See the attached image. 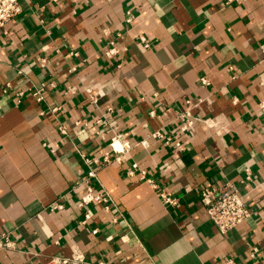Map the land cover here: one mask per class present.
Returning a JSON list of instances; mask_svg holds the SVG:
<instances>
[{"label":"crops","instance_id":"crops-1","mask_svg":"<svg viewBox=\"0 0 264 264\" xmlns=\"http://www.w3.org/2000/svg\"><path fill=\"white\" fill-rule=\"evenodd\" d=\"M19 1L21 14L0 29V242L15 244H0V264H45L70 255L75 243L86 264H264V0ZM128 8L136 15L130 25ZM113 38L120 52L109 58ZM42 56L51 58L46 68ZM49 80L57 87L46 102L29 93L17 102L14 89ZM69 85L78 93L65 94ZM188 100L192 117L182 115ZM50 105L61 106L57 115ZM157 130L164 136L153 137ZM115 136L130 144L121 161L110 145ZM108 152L92 182L113 207L92 203L83 224L85 157L103 162ZM133 162L178 204H165L139 171L129 176ZM225 181L241 183L252 212L227 234L198 191ZM62 197L64 209L50 210Z\"/></svg>","mask_w":264,"mask_h":264},{"label":"built area","instance_id":"built-area-1","mask_svg":"<svg viewBox=\"0 0 264 264\" xmlns=\"http://www.w3.org/2000/svg\"><path fill=\"white\" fill-rule=\"evenodd\" d=\"M231 1V0H228ZM23 11V7L19 0H0V29H3L6 24L16 19L21 12ZM135 13L131 8L126 10L125 22L130 25L135 20ZM107 33V32H106ZM139 40L147 49L152 48L153 43L149 40L146 34H140ZM261 48L264 52V44L261 45ZM120 52L119 47L115 43V39H109L108 45L104 50V54L106 57L112 58L116 56ZM72 55H78V51H71ZM51 58L48 56H42L39 59V65L42 68H46L50 65ZM120 65V64H119ZM78 69L76 64L70 66L69 72H75ZM202 84H209V79L206 76L200 78ZM57 87V84L52 81H43L40 84H37L27 91L21 89H14L12 84L9 82L7 84L8 89H14L15 97L17 102H22L26 94L29 93L32 95L37 102H46L49 96L51 89ZM86 91L89 94L90 100L93 104L98 103L99 93L91 88H87ZM65 94H77L78 88L77 86L69 85L67 89L64 91ZM193 103L188 100L187 101V109L182 113L183 116L192 117L193 114L191 112V108ZM259 108L264 116V99L260 101ZM112 111V107L108 108ZM49 110L54 115H57V112L61 110L60 105H50ZM45 114V111H42ZM151 114H155V110L151 111ZM56 117V116H55ZM58 118V117H56ZM101 121V120H100ZM80 123V121H78ZM191 125L190 119L186 121L183 129H186ZM59 130L62 134L68 135V129L65 123L59 122ZM153 137H163L164 134L157 130L152 133ZM172 138L167 137L166 141L169 143ZM111 149L115 152L114 159L121 161L122 154L125 153L129 148L130 144L127 141H122L118 136L112 138L111 141ZM177 146H181L180 142H176ZM182 149V147H180ZM54 151V148L52 149ZM86 162L89 164V169L87 172V176L83 180V183L86 184L87 191L82 195L79 200L80 208L84 209V218L81 220V223L87 224L89 220L92 218V212L89 210V206L94 202H103L107 209H111L113 207V198L108 191L105 189L102 191H97L95 185L92 180L98 177V168L106 163H109L111 160V155L106 153L105 159L102 162L97 158H87L85 157ZM141 174V178L148 181L151 185L156 187L158 190L159 197L163 200V202L167 205H177L179 202V198L175 196L174 193L160 188L159 184L156 182L155 178L148 175V172L145 168L140 167L138 162H133L131 166L127 169V174L129 176H134L137 172ZM246 180L252 181V171L248 167L246 169ZM244 179L240 182L244 183ZM241 183H236L232 181H225L220 184H212V185H200L198 186L199 196L203 204L207 209V213L209 219L215 224L218 230L221 233L227 234L233 231L238 225L248 219L252 212L249 207L248 201L246 199V195L241 190ZM65 207L64 198H59L56 201H53L49 208L52 211L61 210ZM118 220V216L113 218V221L116 222ZM94 232L98 231V228L93 230ZM1 245L6 247H14V242L6 237L5 240L0 242ZM257 248L253 249L252 255H254ZM78 263H87L86 256L84 251L78 244H73L71 248L70 255H54L51 256L45 264H78ZM89 264H130L128 262H115L112 263L104 258L98 259L94 262H88ZM153 264H157V262H153ZM224 264H237V261L233 258L227 259Z\"/></svg>","mask_w":264,"mask_h":264}]
</instances>
